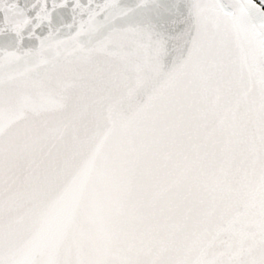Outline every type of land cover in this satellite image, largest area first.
Returning <instances> with one entry per match:
<instances>
[{
  "label": "snow or ice",
  "instance_id": "1",
  "mask_svg": "<svg viewBox=\"0 0 264 264\" xmlns=\"http://www.w3.org/2000/svg\"><path fill=\"white\" fill-rule=\"evenodd\" d=\"M0 264H264V0H0Z\"/></svg>",
  "mask_w": 264,
  "mask_h": 264
}]
</instances>
